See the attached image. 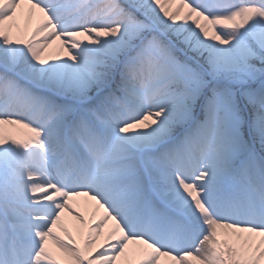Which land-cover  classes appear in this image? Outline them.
I'll return each instance as SVG.
<instances>
[{"label":"snow or ice","instance_id":"snow-or-ice-1","mask_svg":"<svg viewBox=\"0 0 264 264\" xmlns=\"http://www.w3.org/2000/svg\"><path fill=\"white\" fill-rule=\"evenodd\" d=\"M0 264H264V0H0Z\"/></svg>","mask_w":264,"mask_h":264},{"label":"rangeland","instance_id":"rangeland-1","mask_svg":"<svg viewBox=\"0 0 264 264\" xmlns=\"http://www.w3.org/2000/svg\"><path fill=\"white\" fill-rule=\"evenodd\" d=\"M81 210L85 211L86 215L87 214L90 215V209L84 208L83 205H81ZM67 222L69 224V228L71 229L72 228V225L74 223L72 216L69 215L67 217ZM73 234L75 235V231L74 230H73Z\"/></svg>","mask_w":264,"mask_h":264},{"label":"bare ground","instance_id":"bare-ground-1","mask_svg":"<svg viewBox=\"0 0 264 264\" xmlns=\"http://www.w3.org/2000/svg\"><path fill=\"white\" fill-rule=\"evenodd\" d=\"M88 215V214H87Z\"/></svg>","mask_w":264,"mask_h":264}]
</instances>
